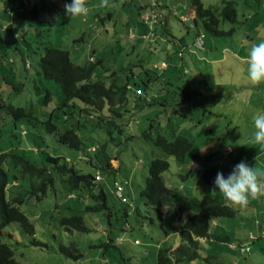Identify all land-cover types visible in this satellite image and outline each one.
Listing matches in <instances>:
<instances>
[{"label":"rangeland","instance_id":"obj_1","mask_svg":"<svg viewBox=\"0 0 264 264\" xmlns=\"http://www.w3.org/2000/svg\"><path fill=\"white\" fill-rule=\"evenodd\" d=\"M28 1L30 5L36 4V11L28 6ZM28 1L0 0V153L13 147L16 153L40 162L44 143L40 141L37 145L29 140L38 130L35 131L33 124L25 120H14L6 112L5 103L32 106L35 114L44 118V111L48 112L62 99L63 93L57 82L40 78L34 82L27 78V75L35 78L37 60L46 42L67 49L71 61L76 64H86L90 56L95 57L99 63L94 66V77L106 82L110 80L107 74L112 71L119 75V79L130 69L137 72L139 65L135 64L138 60L149 66L150 72L155 63L164 60L170 66L161 71L162 76H172L180 88L177 100L167 107L158 102L142 105L143 101L138 99L139 106L133 119L122 133L116 131L114 134L119 144L114 146L109 141L111 148L119 150L118 160L111 159L113 167L120 166L116 179H129L127 186L123 184L124 194L130 202L127 217L122 216V205L113 192L115 177L102 172L107 201L113 206L111 213L82 212L90 230H66L60 224V218L80 212L88 200L66 195L61 180L56 179L54 189L47 188L43 195L38 190L20 204L21 210L35 219L34 234L13 221L0 229V240L9 244L15 258L24 264H102L104 257L108 259L104 264H156L158 248L175 246L180 237L173 232L178 228L177 214L171 210L160 219L156 210L145 204L139 195L152 158L161 155L170 160V168L163 176L178 188L172 203L175 206L183 203L184 215L197 209L195 198L199 197L204 186L195 166L214 165L229 175L241 161L248 164L255 159L251 166L264 171V155L259 153L264 147L251 140L255 131L253 117L264 113V83L253 86L246 72V58L251 46L264 40V0H233L238 22L224 21L221 26L227 31L232 27L234 30L222 35L205 33L203 48L194 43L193 34L200 27L194 24L189 13L190 0H158L157 7L164 10L167 17L168 36H173L176 43L164 41L160 35L156 41H149L139 34L140 27L147 28L139 18L151 0H108L104 7L100 6L103 0H86L88 13L77 17L66 14L65 4L71 0ZM202 1L205 5H218L222 0ZM133 33L134 38L129 36ZM12 45L18 48H12ZM180 49L182 53H179ZM164 51L170 54L166 55ZM20 52L29 60L30 69L23 68ZM180 54H183L182 58ZM173 63L178 64L179 70L171 71ZM35 84L38 88L34 87ZM14 86H21L22 90L17 92ZM46 87L51 96L45 101ZM183 91L189 96L181 97ZM174 107L177 112L173 111ZM70 109V106L55 108L53 120L60 126L70 125L72 119L63 120ZM91 123L87 122V127L80 130L85 145L109 140L105 129L91 126ZM24 131L28 134L24 135ZM149 131L154 135L162 133L170 139L176 135L189 138L192 148L186 154V160L177 161L155 147L145 136ZM46 134L43 133L52 154L73 159L80 156L81 151L65 147ZM131 134L133 137L128 138ZM34 146L39 147L38 153ZM228 149L230 154H224ZM6 160L3 164L9 169L10 180H13L12 173L26 177L21 164L10 154ZM191 168H195L192 174L181 178L180 173ZM27 184L31 186L30 182ZM247 210L254 211L252 207L241 210L238 207L234 218L221 220L235 242L248 240L247 230L254 226L255 231L257 226L254 217L245 214ZM257 214L263 222L262 213ZM109 238H112V244H107ZM34 240L47 246L34 244ZM250 241L251 251L246 255L238 253L236 247L228 248L225 243L208 245L202 241L201 246L205 254H219L220 264H264V236ZM71 242H75L83 253L78 261L64 255L59 248L60 245L70 246ZM196 262L208 264L201 259Z\"/></svg>","mask_w":264,"mask_h":264},{"label":"trees","instance_id":"obj_2","mask_svg":"<svg viewBox=\"0 0 264 264\" xmlns=\"http://www.w3.org/2000/svg\"><path fill=\"white\" fill-rule=\"evenodd\" d=\"M26 1L28 0H23V2ZM156 2L155 7H152L151 1L150 3L148 2L146 4L148 9L141 12L140 22L150 30V33L144 35L143 38L149 41H156L157 36L160 35L166 39L167 37L171 38L173 41L174 37L168 36L170 30L166 14L164 10L162 11V9L157 7L158 0ZM27 4L28 6L30 5L29 1ZM190 4L193 9V22L197 27H200L193 34L194 43L199 34L205 37V33L222 35L234 30V27L230 31L223 29L221 23L224 21L232 24L238 22L237 9L233 0H222L218 5H204L202 0H190ZM30 6L33 11H36L37 6L35 3ZM153 8L159 12L156 22L144 21L142 15L152 12ZM5 28L8 29V26H5ZM12 37L16 36L12 35ZM131 37L134 38L135 35ZM204 43L205 41H203L201 46L195 44L203 48ZM13 47L18 48L17 45H12ZM163 53L166 55L170 54L168 51ZM21 60L23 68L26 70L30 69L29 60L22 53ZM163 61L155 63L152 67V72H150L149 66L143 65L138 60L139 63L135 64L139 65L137 72L130 69L128 74L126 73L124 77L121 76L119 79V75L112 71L107 74L110 80L106 82L102 78L94 77V66L99 63V60L97 61L95 57L90 56L89 62L86 64H76L71 61L67 49L54 46L49 42L43 45V51L37 60L35 78L29 75H27V78L28 80H34V82L39 78L57 82L60 85L63 97L51 110L48 112L44 111V115H46L44 118H40L35 114L32 106L5 103L6 112L14 120H25L33 124L35 131L38 130L37 133H32L31 137H29L30 142L39 145L38 143L41 141L44 146H41L40 162L16 153L13 147L0 153V229L8 223L16 221L28 233L34 234L35 219L25 214L21 210L20 204L28 200L33 193L36 194L38 190L43 195L46 193L47 188L51 187L54 189L56 179L61 180L66 189V195L73 194L80 197V199L88 200V203L84 204L85 206L82 207L80 212H75L69 216L64 215L60 218V224L66 230L75 229L81 232L90 230L85 223L82 212L107 211L108 214L111 213L113 206L108 204L107 201L102 172L115 177L113 181L117 180L116 174L120 166L113 167L111 163L113 158L118 160L119 152L115 147H110V142H113L114 146L119 144L114 134L116 131L122 133L126 125L129 124V120L133 119L136 107L139 106L138 99L143 101L142 105L147 106L158 102L165 107L172 105L171 102L177 100L176 95L180 87L175 85L176 83L172 76H162V72L168 68L167 63L165 66H161L164 63ZM27 62L29 63L28 66ZM176 64H173L171 71L179 70V66ZM14 87L17 92L22 90L21 86ZM34 87L38 88L37 84ZM149 90H152V92L150 93ZM50 96V90L46 87L44 100L50 99ZM180 96H189V93L183 91ZM63 106L71 107L69 113L63 117L64 121L72 119L71 124L67 126H60L53 120L54 109ZM173 111L177 112L178 110L174 107ZM87 122H92L91 126L105 129L109 134V140L85 145L80 130L82 127H87ZM150 126L152 129L153 125L151 124ZM40 128L41 134H39ZM43 133H47L46 135L50 136L52 140L65 147L81 151L80 156H76L73 159L71 156L62 157L58 154H52L49 151ZM27 134L28 132L24 131V135ZM145 136L152 141L155 147L177 161L184 162L186 154L192 148L190 139L183 135H176L173 139H170L162 133L158 132L154 135L153 132L149 131L145 133ZM132 137L133 135L131 134L128 138ZM54 141H51V144H54ZM33 148L37 153L39 152L38 146ZM9 154L17 163L21 164V170L27 174L26 177L21 178L20 174L12 173L13 180L9 179V169L3 164L4 160L7 161L6 157ZM170 164V160L161 155L152 158L148 163L144 186L139 190V195L144 199L145 204L152 206L160 219L163 218L165 213H170L171 210L178 216V228L175 231L178 232L180 240L175 246L158 248L156 264H191V262H196L200 259L207 263L210 259H215V253L205 254L201 246L203 239H212L217 243H225L226 245H231L234 242L236 247L240 248L241 242L239 240L235 242L226 231L222 233L219 231L215 232L212 228L213 220H219L218 224L222 225L220 222L223 218H234L238 211V206L226 201L219 189L215 188L214 181L217 173L222 172L225 178L228 177V174L214 165L202 168L195 166L200 173L204 186L199 197L195 199L197 209L184 215L183 203L180 202L177 206L172 203V200L177 195L178 188L175 184L167 182L163 176V173L170 168ZM195 168L181 172V178L192 174ZM97 174L101 176L98 180L95 178ZM124 179L127 186L129 179L124 177L122 180ZM27 182H30L31 186ZM214 189L215 191H213ZM113 192L122 205V216L127 217L130 202L126 194H124V189L122 196H118L114 190ZM108 241L107 244H112L113 240L109 238ZM33 243L41 244L44 247L47 246L46 243L37 240H34ZM59 248L64 255L71 257L75 261H78L83 254L75 242H71L70 246L60 245ZM104 263H108L106 257L102 260V264ZM0 264H24L15 258L12 248L2 240H0ZM213 264L220 263L216 261Z\"/></svg>","mask_w":264,"mask_h":264},{"label":"clouds","instance_id":"obj_3","mask_svg":"<svg viewBox=\"0 0 264 264\" xmlns=\"http://www.w3.org/2000/svg\"><path fill=\"white\" fill-rule=\"evenodd\" d=\"M107 4L108 0H103L100 6ZM65 11L67 15L77 17L86 15L89 9L86 0H71V3L65 4ZM246 62L249 82L253 86L264 83V40L251 46ZM253 121L255 131L251 140L255 145L264 147V113L255 115ZM214 184L226 201L240 208L247 207L250 199L264 197V171L249 167L244 161L238 163L227 178L218 172Z\"/></svg>","mask_w":264,"mask_h":264},{"label":"crops","instance_id":"obj_4","mask_svg":"<svg viewBox=\"0 0 264 264\" xmlns=\"http://www.w3.org/2000/svg\"><path fill=\"white\" fill-rule=\"evenodd\" d=\"M203 2V1H202ZM203 4H204V2H203ZM205 5V4H204ZM163 11V10H162ZM190 15H192L193 16V9H192V7H191V9H190ZM182 17H185V16H182ZM139 34L141 35V37L143 38L144 37V35H147V30L144 28V27H140L139 28ZM134 35V33L133 34H130L129 36L131 37V36H133ZM162 40H164V41H170L171 40V38H168L167 37V39L166 38H162ZM203 41H204V38H203ZM176 43L174 40L172 41V43ZM179 42V41H178ZM180 42H182V44H183V41H180ZM206 43V42H205ZM205 43H204V45H205ZM182 51V49H180L179 50V53ZM183 52V51H182ZM181 52V53H182ZM180 56V55H179ZM181 58L183 57V54H181V56H180ZM163 62H165V63H167L166 61H163ZM173 64H175V63H173ZM167 65H168V67L170 66V64L169 63H167ZM177 65V64H176ZM224 154H230V151H228V152H226V150L223 152ZM260 153V156L262 155H264V150H262L261 152H259ZM254 162H255V159L254 160H252V163H248L247 165L250 167L252 164H254ZM195 166V165H194ZM198 167V166H197ZM251 167H253V166H251ZM254 168V167H253ZM180 187H181V185H180ZM187 199H189V197H187ZM196 199V198H195ZM263 199H264V197H260L259 199H256V200H251L250 199V201H249V204H248V208H251L252 207V209H254V211H251V210H247L246 211V215H249V217H250V215L251 216H253L254 217V223L255 224H257V226H256V228H255V231H254V226L251 228H249V230H247V235H246V238H248V240H246L245 242H241V245H240V248L238 247H236V244L234 243V242H232L231 243V247L229 246V245H227L228 247H230V248H237V252L238 253H240V254H242V255H246V254H249L250 253V251H251V241L250 240H253L254 239V237H262V236H264V221L262 222V218H259V216H256V215H258L257 213L258 212H260V213H262L261 215L264 217V202H263ZM254 202V204H252ZM258 202V204H256ZM252 204V205H251ZM245 208H247V207H245ZM240 210H241V208H240ZM256 221H257V223H256ZM219 223V220H217V219H215V220H213L212 221V228L215 230V232H220V233H222L223 231H226L227 232V230H226V227L224 226V224H223V221H221L220 223L222 224V225H220V224H218ZM173 232H175V233H177L178 234V232L177 231H173ZM203 241H206V242H208V245H211V244H214V242H216L215 240H212V239H203ZM243 245H248V246H250V251L248 252V253H245V252H242L241 251V247L243 246ZM173 246V245H172ZM215 256V259H210V261H212L213 260V263H215V261H219V254H214ZM210 261L209 262H207L208 264H213V263H210ZM191 264H197L195 261L194 262H191ZM234 264V263H233Z\"/></svg>","mask_w":264,"mask_h":264},{"label":"built area","instance_id":"obj_5","mask_svg":"<svg viewBox=\"0 0 264 264\" xmlns=\"http://www.w3.org/2000/svg\"><path fill=\"white\" fill-rule=\"evenodd\" d=\"M156 3H157L156 0H151V5H152V7H155V6H156ZM158 13H159V12H158L155 8H153V9H152V12L143 14V15H142V19H143L144 21H147V22H150V23H154V22H156V19H157V15H158ZM203 38H204V36H203L202 34H199L198 37H197L196 40H195V43H196L198 46H201L202 43H203ZM26 64H27V66L29 65L28 62H27ZM161 66H165V64L162 63ZM229 150H230V149L226 150V152H228ZM95 178L98 180V179L101 178V176L97 174ZM123 184H126V180H125V179L122 180V181H119V180H115V181H113V185L115 186V187H114V191H115V193H116L118 196H122V192H123ZM241 251H242V252H245V253H248V252L250 251V246H248V245H243V246L241 247Z\"/></svg>","mask_w":264,"mask_h":264}]
</instances>
